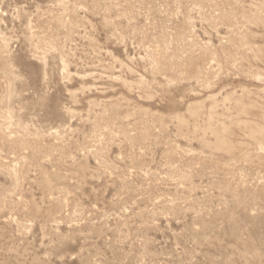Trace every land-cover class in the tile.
I'll list each match as a JSON object with an SVG mask.
<instances>
[{
  "label": "rangeland",
  "instance_id": "rangeland-1",
  "mask_svg": "<svg viewBox=\"0 0 264 264\" xmlns=\"http://www.w3.org/2000/svg\"><path fill=\"white\" fill-rule=\"evenodd\" d=\"M0 264H264V0H0Z\"/></svg>",
  "mask_w": 264,
  "mask_h": 264
}]
</instances>
